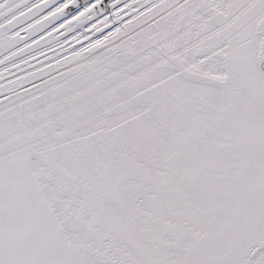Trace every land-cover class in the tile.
Instances as JSON below:
<instances>
[{"label":"snow or ice","instance_id":"snow-or-ice-1","mask_svg":"<svg viewBox=\"0 0 264 264\" xmlns=\"http://www.w3.org/2000/svg\"><path fill=\"white\" fill-rule=\"evenodd\" d=\"M0 264H264V0H0Z\"/></svg>","mask_w":264,"mask_h":264}]
</instances>
